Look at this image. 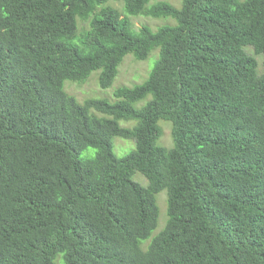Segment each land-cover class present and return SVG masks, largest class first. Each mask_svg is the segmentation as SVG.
<instances>
[{
    "label": "trees",
    "instance_id": "16d2710c",
    "mask_svg": "<svg viewBox=\"0 0 264 264\" xmlns=\"http://www.w3.org/2000/svg\"><path fill=\"white\" fill-rule=\"evenodd\" d=\"M106 1L0 0V264H264V0H122L173 20L155 31ZM153 49L117 101L63 89L94 70L108 88ZM114 137L134 149L115 156ZM162 190L165 225L142 249Z\"/></svg>",
    "mask_w": 264,
    "mask_h": 264
},
{
    "label": "rangeland",
    "instance_id": "374dc122",
    "mask_svg": "<svg viewBox=\"0 0 264 264\" xmlns=\"http://www.w3.org/2000/svg\"><path fill=\"white\" fill-rule=\"evenodd\" d=\"M165 1L170 3L171 5L179 8L181 5V0H150L147 6L153 5L157 2ZM109 6L119 12L121 17H128L132 28L134 30L139 29L142 26H147L151 31H155L158 27L166 25L167 23H172L171 18L164 17H151V16H130L126 13L124 8V3L122 0H107L99 7ZM98 7V8H99ZM158 49H153L150 51L146 59L137 60L134 58L132 54H126L122 61L116 68V74L112 81L110 87L102 89L98 83V74L99 70L91 71L88 77L80 83L71 82L69 80H65L63 83V89L70 95H72L79 103H82L86 99H106L109 102L117 101L118 99L114 96V91L120 87L131 88L136 85L142 84L146 78L148 77L149 72L151 71L155 61L158 56ZM262 58L257 56V62L259 68L262 69L261 61ZM263 70V69H262ZM150 96L136 102L133 104V107L136 109H140L147 100H149ZM98 117H104L105 115L98 114ZM107 117V116H105ZM118 124L120 127L124 128H132L136 125L135 120H119ZM158 126L161 129V135L156 140L155 144L161 146L167 150L171 149L173 146V142L171 139V127L167 121L159 120ZM112 143V151L115 156L123 157L131 150L134 149L135 143L133 139H123L119 137H114L111 140ZM95 153V149L93 148H85L80 156L81 157H91ZM132 180L146 186V179L138 172H135L132 176ZM156 204L159 209L158 221L155 229L151 232V235L148 239L141 241V248L145 249L147 244L149 243L151 237L156 235L165 225L167 216L165 213L167 207V199H166V191L162 190L156 194ZM143 245L145 246L143 248Z\"/></svg>",
    "mask_w": 264,
    "mask_h": 264
}]
</instances>
